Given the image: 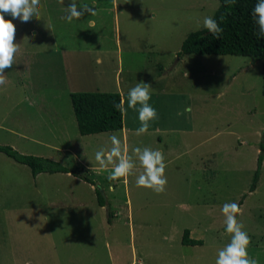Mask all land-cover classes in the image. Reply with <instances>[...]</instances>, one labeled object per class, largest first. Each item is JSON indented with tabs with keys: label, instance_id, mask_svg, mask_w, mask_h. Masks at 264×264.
<instances>
[{
	"label": "rangeland",
	"instance_id": "1",
	"mask_svg": "<svg viewBox=\"0 0 264 264\" xmlns=\"http://www.w3.org/2000/svg\"><path fill=\"white\" fill-rule=\"evenodd\" d=\"M63 2L90 9L68 21ZM41 3L40 19L13 21L21 52L0 88V143L62 159L74 171L33 176L0 151V264H215L231 237L221 206L233 200L251 237L249 256L264 264V173L249 191L264 136L261 63L242 54H179L218 0ZM139 81L150 85L157 110L144 132L137 108L127 105ZM87 90L123 95L122 129L80 134L70 92ZM113 134L134 161L116 180L108 179L112 163L95 158ZM136 146L163 151L164 191L136 184L143 171Z\"/></svg>",
	"mask_w": 264,
	"mask_h": 264
},
{
	"label": "clouds",
	"instance_id": "2",
	"mask_svg": "<svg viewBox=\"0 0 264 264\" xmlns=\"http://www.w3.org/2000/svg\"><path fill=\"white\" fill-rule=\"evenodd\" d=\"M224 2L234 4L236 0H224ZM41 7V0H0V88L6 85L7 80L4 74L14 68L16 58L21 52L20 46L16 43L17 32L13 26V21L28 26L34 19L41 18ZM85 11H89L87 6L78 7L75 2L69 3L65 18L71 21L73 18L81 17ZM252 14L255 23L258 25L260 37H264V0H256ZM5 17H10L11 20L5 19ZM203 26L213 35H218L222 31L217 19L211 15L204 16ZM150 97V85L144 81L137 82L127 92V105L128 107L137 108L138 118L141 121L137 132L146 131L149 127V121L157 116L156 108L149 103ZM110 141L111 147L108 151L97 150L95 158L102 167L112 163L113 166L108 171V179L116 180V178L126 177L131 173L134 161L131 156L122 154L121 140L117 135H111ZM132 151L138 155L139 162L143 166V171L136 177V184L152 188L155 192L164 191L167 177L165 175L166 164L163 151L159 148L147 146L143 148L136 146ZM56 161L61 163L62 159ZM69 169L74 171L72 168ZM262 173H264V163L261 166L260 175ZM80 176L83 179H89L85 173ZM98 183L97 185L93 184L95 186L94 190L96 193L100 190L101 194H104L101 185H98ZM106 204L107 202H104V205ZM221 212L224 214L225 231L231 233V237L228 243L218 249L215 264H259L256 258L249 256L248 246L251 237L237 217V214L241 212L238 202L235 200L224 202L221 206ZM110 220L111 218H108L109 222Z\"/></svg>",
	"mask_w": 264,
	"mask_h": 264
},
{
	"label": "trees",
	"instance_id": "3",
	"mask_svg": "<svg viewBox=\"0 0 264 264\" xmlns=\"http://www.w3.org/2000/svg\"><path fill=\"white\" fill-rule=\"evenodd\" d=\"M108 1L112 4L114 2V0ZM255 2L256 0H236L234 4H226L224 0H218L219 4L214 9L212 16L217 19L222 31L218 35H213L204 26L190 30L182 41L179 54H242L250 58H256L262 66L261 90L264 94V37H260L258 25L255 23L252 14ZM67 5L63 2V11L67 10ZM101 6H104V4L101 3ZM88 8L90 9V7ZM120 34L121 32L118 31V42L123 43ZM115 47L118 51L117 45ZM100 61L96 64L103 63V59H100ZM122 96L119 91L87 90L70 92L71 104L79 132L81 134H93L122 129L125 125ZM258 149L256 169L253 172L249 191L255 190L260 178L261 166L264 163V138L259 140ZM0 151L19 164L27 165L33 176H37L41 172L54 173L70 170L59 161L41 155L22 153L8 144L0 143ZM87 180L90 181V179ZM97 193L98 203L104 205L105 199L101 196L100 190ZM36 217H39L40 221L43 216ZM26 219L27 223L33 225V218Z\"/></svg>",
	"mask_w": 264,
	"mask_h": 264
},
{
	"label": "crops",
	"instance_id": "4",
	"mask_svg": "<svg viewBox=\"0 0 264 264\" xmlns=\"http://www.w3.org/2000/svg\"><path fill=\"white\" fill-rule=\"evenodd\" d=\"M117 52H119V51H117ZM101 62V61H100ZM119 90V89H118Z\"/></svg>",
	"mask_w": 264,
	"mask_h": 264
}]
</instances>
